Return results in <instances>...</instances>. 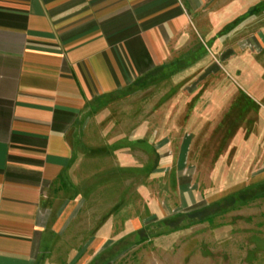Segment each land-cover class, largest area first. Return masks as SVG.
<instances>
[{
  "label": "crops",
  "instance_id": "1",
  "mask_svg": "<svg viewBox=\"0 0 264 264\" xmlns=\"http://www.w3.org/2000/svg\"><path fill=\"white\" fill-rule=\"evenodd\" d=\"M244 4L245 9L257 4L260 10H241L244 15L237 16L235 9ZM243 30L255 51L264 54V0H0V264H44L47 249L96 187L91 180L86 183L91 187L80 191L82 161L124 155L138 174L139 152L134 150L146 135L148 146L158 152V163H147L144 171L151 181L166 172L175 174L173 192L181 206L162 208L151 201L147 186L141 193L154 214L121 225L106 217L77 260L86 256L84 264L99 263L114 250L146 240L154 228L173 223L177 216L199 214L183 178L187 138H160L154 145L155 132L137 127L126 143L130 151L119 152V146H92L93 122L136 95L146 79L169 68L196 35H205L216 46ZM235 45L233 55L243 54ZM241 64L234 69L244 70L241 76L257 84L262 76L254 70L263 71L264 62ZM263 181L264 167L254 177L255 183ZM104 183L103 178L99 186ZM62 193L67 198L57 210L47 204ZM131 193L132 201L119 203L111 214L126 212L125 207L139 201L140 191L135 197ZM165 228L168 234L174 229ZM116 251L112 261L125 252Z\"/></svg>",
  "mask_w": 264,
  "mask_h": 264
},
{
  "label": "rangeland",
  "instance_id": "2",
  "mask_svg": "<svg viewBox=\"0 0 264 264\" xmlns=\"http://www.w3.org/2000/svg\"><path fill=\"white\" fill-rule=\"evenodd\" d=\"M245 6L234 13L243 16L241 10H260L257 4ZM224 32L219 31V35ZM241 33L231 42L220 41L216 46L205 35H196L183 53L175 55L169 68L146 79L136 95L122 99L105 117L93 122L92 146L112 150L119 146V152L130 151L126 143L128 146L137 127L155 132L151 139L154 145L160 138L172 142L187 138L190 144L183 178L195 199L193 208H201L199 214L188 213L167 222L165 226L174 228L172 233L168 234L164 225L154 228L146 240L133 247L125 245L123 254L114 250L122 254L116 260L112 261L113 251L96 264H264V181L254 182L264 167V144H260L264 139V70H254L262 78L251 85L241 76L244 70L234 69L243 61L256 66L264 62V54L256 52L253 43L245 39L244 30ZM237 42L244 53L233 55ZM251 48L255 52L251 53ZM206 111V115L199 114ZM149 139L147 135L144 141L136 139L140 143L134 150L139 152L138 174L128 165L131 161L121 158L124 155L82 161L80 191L90 186L87 181L92 180L96 187L47 249L44 264H84L86 256L76 257L106 217L117 225L129 218L151 217L152 205L148 206L141 193L147 186L152 202L179 209L181 201L173 192L175 174L166 172L151 181L144 171L147 163H158V152L148 146ZM103 178L107 183L100 187ZM136 191H140L136 204L125 207L126 212L111 214L119 203L128 204L131 192L135 197ZM62 194L49 198L47 204L57 210L67 198V193Z\"/></svg>",
  "mask_w": 264,
  "mask_h": 264
}]
</instances>
